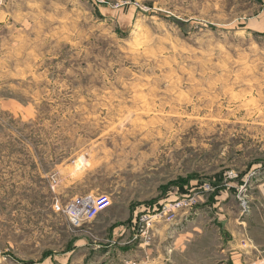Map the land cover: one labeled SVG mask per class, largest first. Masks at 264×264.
Returning a JSON list of instances; mask_svg holds the SVG:
<instances>
[{"label": "rangeland", "instance_id": "1", "mask_svg": "<svg viewBox=\"0 0 264 264\" xmlns=\"http://www.w3.org/2000/svg\"><path fill=\"white\" fill-rule=\"evenodd\" d=\"M96 193L90 223L53 210ZM191 196L153 225L264 197V0H0V264L89 233L140 264L107 226L146 242L138 215Z\"/></svg>", "mask_w": 264, "mask_h": 264}, {"label": "crops", "instance_id": "2", "mask_svg": "<svg viewBox=\"0 0 264 264\" xmlns=\"http://www.w3.org/2000/svg\"><path fill=\"white\" fill-rule=\"evenodd\" d=\"M217 197L212 198L210 210L216 205ZM250 203L248 213L227 216L224 223L214 216L213 221L209 219L203 224V215L197 211L190 218L180 214L172 222L154 224L146 242L143 238H134L135 226L131 220L130 224L112 223L107 226L105 240L123 237L120 250L132 247L130 250L137 255V260L142 259L140 264L171 261L178 264H249L264 260V197L254 198ZM91 227L98 230L97 225ZM91 237L92 233L73 237L65 250L51 249L35 260L19 264H107L113 249L97 244ZM131 241L135 244L129 246Z\"/></svg>", "mask_w": 264, "mask_h": 264}, {"label": "built area", "instance_id": "3", "mask_svg": "<svg viewBox=\"0 0 264 264\" xmlns=\"http://www.w3.org/2000/svg\"><path fill=\"white\" fill-rule=\"evenodd\" d=\"M52 181L55 182L56 179L52 177ZM194 202L195 198L193 196L185 197L178 201H168L164 203L161 208L157 210V212H153V214L141 212L137 217V232L141 235L145 234L156 219L169 220L178 209L184 208V210H187ZM110 205L111 198L108 194L96 193L94 195L74 196L64 205L56 200L53 203V210L57 213L65 214L72 226L79 227L83 223L94 221L95 218L110 207ZM145 237L147 239V235H145ZM130 264H135V262ZM249 264H264V260H254Z\"/></svg>", "mask_w": 264, "mask_h": 264}, {"label": "trees", "instance_id": "4", "mask_svg": "<svg viewBox=\"0 0 264 264\" xmlns=\"http://www.w3.org/2000/svg\"><path fill=\"white\" fill-rule=\"evenodd\" d=\"M214 184L217 185L216 182H214ZM221 187H224V186L217 187L216 190H214L215 191L214 195H216V196L219 195L218 193L221 191ZM232 187H234V186H232ZM224 189H226V187H224ZM230 190H232V189H230ZM185 192H186V190L182 189L180 193L181 194H186Z\"/></svg>", "mask_w": 264, "mask_h": 264}]
</instances>
